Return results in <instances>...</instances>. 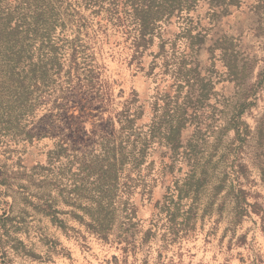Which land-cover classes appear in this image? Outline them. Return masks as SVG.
Listing matches in <instances>:
<instances>
[{
	"label": "rangeland",
	"instance_id": "obj_1",
	"mask_svg": "<svg viewBox=\"0 0 264 264\" xmlns=\"http://www.w3.org/2000/svg\"><path fill=\"white\" fill-rule=\"evenodd\" d=\"M132 1L0 2L43 10L47 40L41 105L0 131V264H264V219L248 206L264 211V104L250 89L264 11L259 26L257 0H195L136 47ZM218 38L240 60L237 78ZM112 146L123 163L103 240L83 212L96 176L81 168Z\"/></svg>",
	"mask_w": 264,
	"mask_h": 264
},
{
	"label": "trees",
	"instance_id": "obj_2",
	"mask_svg": "<svg viewBox=\"0 0 264 264\" xmlns=\"http://www.w3.org/2000/svg\"><path fill=\"white\" fill-rule=\"evenodd\" d=\"M2 0H0L1 2ZM24 1V0H23ZM240 0H208L209 5L226 7L230 5L240 6ZM98 0H93V4ZM19 3V2H18ZM195 0H136L130 4L132 15L131 22L137 29L138 34L135 40L136 47L141 45L145 36L154 29L156 22L163 18L173 16L175 12L179 13L184 9L185 4L190 6ZM184 6V7H183ZM36 12L35 15H29L25 7L15 5L10 7L6 5L0 10V131L3 129L19 128L22 117L25 115L33 116L37 108L41 105V81L47 74L45 64L41 57V51L45 46V35L39 33L42 24L44 11ZM262 11H264V0H257L252 6H249V12L258 17L259 26L262 23ZM220 13V14H219ZM219 16L223 14L220 10L211 11V15ZM219 14V15H218ZM33 26V27H32ZM39 26V27H38ZM261 28V27H259ZM38 43L36 50L38 56L33 61L32 51ZM221 49V58L226 67V78H237L236 67L238 66L237 56L233 54L230 48L231 43L228 39L218 38L216 41ZM56 65L50 62V68ZM50 68H48L50 70ZM250 89L254 102L261 100L264 104V66L257 72L256 81ZM261 90L258 96L257 92ZM246 97L243 99L245 101ZM24 126H26L24 124ZM236 135H241L240 127L235 128ZM256 135L264 138V105L261 117L257 119ZM106 151V156L102 161H92L89 164L82 165V170L87 174L96 176L97 182L93 188L95 192L90 196L91 201L95 202V207L83 210L92 223L90 226L99 234L100 238L107 240L112 229L115 209L105 208L103 201L111 203L117 196L118 174L121 172L123 160L117 158L118 153L114 146ZM110 158L108 162H104ZM120 165V166H119ZM82 195V194H80ZM80 197V196H79ZM256 198L257 196H253ZM256 214L264 219V211L258 202L251 206ZM110 210V211H109ZM247 211L248 209H243ZM238 211L237 213H241Z\"/></svg>",
	"mask_w": 264,
	"mask_h": 264
}]
</instances>
